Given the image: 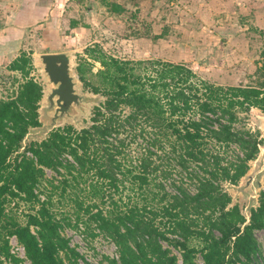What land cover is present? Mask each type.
Listing matches in <instances>:
<instances>
[{
  "label": "trees",
  "instance_id": "1",
  "mask_svg": "<svg viewBox=\"0 0 264 264\" xmlns=\"http://www.w3.org/2000/svg\"><path fill=\"white\" fill-rule=\"evenodd\" d=\"M46 1L26 0L25 4L40 6ZM112 5L116 11L123 9L117 2ZM95 55L102 65L98 83L87 79L82 66L77 68L84 85L105 96L94 108L92 123L81 129L73 124L57 127L23 151L29 129L41 124L38 109L44 91L40 82L27 77L33 65L29 54L10 64L27 78L15 96L0 97V264H19L20 258L11 250V235L23 244L31 264H81L80 252L62 234V222L38 190L46 168L63 173L61 167L75 173L74 178L96 176L94 194L101 193L116 206L108 213L98 209L91 215L118 244L122 264H178V255L163 246V239L182 249L185 263L197 264L198 249L189 244L192 238L203 242L204 264H260L261 247L254 231L264 229V188L259 205L251 209L250 222L243 226L246 216L239 204L230 205L232 196L224 182L237 184L263 143L257 133L236 123L240 110L256 106L264 111V81L224 86L199 78L192 66L182 62ZM211 140L224 151L235 143L242 154L234 162H225L223 149L210 147ZM139 143L138 163L128 165V151ZM159 151L187 172L195 191L184 184L175 185L173 193L165 189L162 181L172 169L165 167ZM151 175L162 178L152 186ZM127 177L138 183L145 199L147 189L151 192L157 186L158 192L153 191L141 207H121L112 191ZM16 197L40 203L25 223L8 214L6 204Z\"/></svg>",
  "mask_w": 264,
  "mask_h": 264
},
{
  "label": "rangeland",
  "instance_id": "2",
  "mask_svg": "<svg viewBox=\"0 0 264 264\" xmlns=\"http://www.w3.org/2000/svg\"><path fill=\"white\" fill-rule=\"evenodd\" d=\"M59 1L54 0L57 5ZM115 2L122 6L121 11L113 9ZM22 4L23 0H0V97L15 96L27 77L40 82L44 93L39 109L41 124L29 129L20 151L31 141L48 137L57 127L73 124L81 129L92 123L94 108L105 96L86 87L77 68L82 66L87 79L98 83L97 71L102 65L95 54L101 52L123 59L154 58L186 63L194 68L199 78L224 86L260 85L264 81V0H67L55 8V13L59 10L56 28L46 32L47 26L40 25L50 19V14H26L24 26L18 25L19 20H23L22 16H16ZM51 51L70 55L71 74L80 96V101L65 112L57 111V96L53 103L50 100V93L57 85L50 80L40 55ZM23 53L32 58L33 65L27 77L10 68L11 62ZM239 115L236 126L257 133L263 140L257 158L250 161L248 174L237 184L225 183L233 203L239 204L242 212L249 215L251 207L258 205L264 187L260 186V182H264V111L253 106L248 111L240 110ZM209 146L224 151L214 140L209 141ZM140 147V143L131 146L126 157L128 165L138 163ZM239 153L242 151L238 145L231 144L224 151V161H236ZM161 155L165 167L171 168L173 174L163 179L165 189L173 193L175 185L184 184L195 191L196 185L186 176L187 172L167 153ZM61 171L63 173L46 168L38 190L62 222V234L80 252L79 261L81 264H122L118 244L100 230L91 215L98 209L108 213L116 208L110 199L105 197L104 200L101 193L94 194L92 186L97 177L83 174L74 178L75 173L72 175L64 167ZM161 178V175H151V185H156ZM153 191L158 192L157 186L151 192L147 189L145 194L149 197L145 199L138 183L127 177L120 182L119 189L112 192L113 199L121 207L126 204L141 207ZM39 205L38 201H26L21 197L6 204L9 216L22 223ZM254 232L261 247L258 259L264 264V229ZM9 240L12 252L20 258L19 264H31L17 237L11 235ZM161 242L178 255V264H187L180 247L167 239ZM189 244L198 249L196 263L204 264L203 242L192 238Z\"/></svg>",
  "mask_w": 264,
  "mask_h": 264
},
{
  "label": "water",
  "instance_id": "3",
  "mask_svg": "<svg viewBox=\"0 0 264 264\" xmlns=\"http://www.w3.org/2000/svg\"><path fill=\"white\" fill-rule=\"evenodd\" d=\"M40 56L44 62V68L46 72L48 73L50 80L57 85L55 88L52 89L50 93L51 103L54 102V97L57 96L56 109L58 112H65L74 103H77L80 101V96L77 94L76 89H75V79H74V76L71 74V57L67 52H53V51L42 53ZM261 146L262 145L260 144L259 147L261 148ZM248 171L245 175L241 177V179L248 174ZM225 183L235 184L231 182H224V186H225ZM260 186L263 187L264 182H260ZM233 204L235 203H233V198H232V202L230 205H233ZM258 205H259V201H258ZM258 205L253 206V207H257ZM251 209H250L249 215L244 214L241 209V212L246 216V221L243 224V226L250 222Z\"/></svg>",
  "mask_w": 264,
  "mask_h": 264
},
{
  "label": "crops",
  "instance_id": "4",
  "mask_svg": "<svg viewBox=\"0 0 264 264\" xmlns=\"http://www.w3.org/2000/svg\"><path fill=\"white\" fill-rule=\"evenodd\" d=\"M47 1L49 4L47 3ZM47 1L45 3H41L40 6H37V4H32V5H29V3L25 4L26 0H23V4L21 5L16 16H22V14L25 15V14H30V13H32L30 15H34V16H36L38 14L40 15L42 13H43L42 15L50 14L51 15L50 19H47L43 24L40 25V27H42V25H46L47 27L45 28V31L48 30L49 27H51V26L56 28L57 19H58L57 14H58L59 10L57 11V13H55L54 6L56 4H55L54 0H47ZM61 1H67V0H60V4H61ZM45 10L47 11V13H44ZM27 12H30V13H27ZM26 16H28V15H26ZM23 21L24 20H19L18 25H21V27L24 26ZM21 27L17 26V28H19V29H21ZM10 28H13V26H11Z\"/></svg>",
  "mask_w": 264,
  "mask_h": 264
},
{
  "label": "built area",
  "instance_id": "5",
  "mask_svg": "<svg viewBox=\"0 0 264 264\" xmlns=\"http://www.w3.org/2000/svg\"><path fill=\"white\" fill-rule=\"evenodd\" d=\"M24 251H25V248H24ZM25 254H26V252H25Z\"/></svg>",
  "mask_w": 264,
  "mask_h": 264
}]
</instances>
